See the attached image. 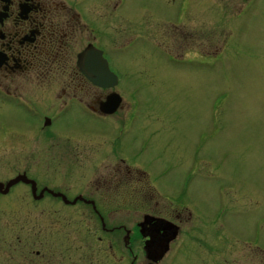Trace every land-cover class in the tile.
Returning <instances> with one entry per match:
<instances>
[{
    "label": "rangeland",
    "instance_id": "374dc122",
    "mask_svg": "<svg viewBox=\"0 0 264 264\" xmlns=\"http://www.w3.org/2000/svg\"><path fill=\"white\" fill-rule=\"evenodd\" d=\"M109 14L114 49L127 45L110 57L121 81L113 89L122 99L114 120L59 119L41 131L37 117L0 104V182L25 173L38 189L49 182L56 191L58 179L126 163L121 170L146 173L143 192L165 197L164 184L179 189L191 172L200 208L208 212L216 189L224 193L226 261L263 263L264 0H97L95 15ZM136 212L114 219L131 227ZM88 219L50 196L34 201L29 186L16 184L0 195V264L12 263V254L13 264H28L35 251L38 259L45 252H98L103 244L86 243ZM100 256L97 263L105 260ZM172 258L169 264L191 262L178 250Z\"/></svg>",
    "mask_w": 264,
    "mask_h": 264
},
{
    "label": "flooded vegetation",
    "instance_id": "af4514ba",
    "mask_svg": "<svg viewBox=\"0 0 264 264\" xmlns=\"http://www.w3.org/2000/svg\"><path fill=\"white\" fill-rule=\"evenodd\" d=\"M96 2L0 0V104L37 117L41 121L38 127L41 131L59 119L79 117L76 119L90 120L92 124L96 121L112 122V116L121 109L119 96L116 111L113 114L103 112L113 107V102L110 105L107 102L110 97L114 99L113 89L121 82L110 57L127 49V45L117 43L114 49L111 14L98 18L95 15ZM86 51L99 52L105 65L97 67L96 58L90 53L84 54ZM107 69L117 78L112 88L106 80L96 78V71ZM85 70L94 72L93 78L87 77ZM55 87L59 89L54 90L52 98L44 95L46 89ZM42 105L44 110L39 111L37 107ZM119 125L115 129L116 137L120 138L122 128L118 129ZM119 164L129 168L126 163H109L103 167L104 171L94 169L76 173V177H63L58 179L60 186L55 188L56 191L48 186L49 182L38 189L35 181L37 195L46 188L64 195L68 203L47 192L41 199L50 196L60 200L63 208L78 214L88 213L86 243L96 240L95 243L103 244V247L94 253L72 252L68 257L64 252L56 257L52 252H45L40 259V252L35 251L36 259L27 257L28 264H169L177 250L179 255H186L187 263L191 260L190 264H231L226 261L223 251L228 205L222 189H216V204L209 203L212 208L207 212L200 208V189H194L197 191L194 194L190 186L194 184L196 174L185 173L179 189L170 183L164 184L160 189L165 194L162 197L160 192L153 195L140 188L141 181L146 179L145 172L123 171ZM132 180L135 184L130 183ZM26 186L31 193L30 185ZM130 194L143 195V198L130 197ZM128 208L138 213L131 227L124 219L115 220V214L126 213L130 211ZM110 221L114 224L111 225ZM231 233L238 236L237 230ZM69 239L75 243L76 236ZM249 239L252 240V230ZM250 240L249 244H252ZM215 246L216 251H211L210 248ZM11 249L14 250L13 246ZM96 254H100L104 262L97 263ZM10 256L14 260L8 264L15 263L14 255Z\"/></svg>",
    "mask_w": 264,
    "mask_h": 264
},
{
    "label": "water",
    "instance_id": "95a60500",
    "mask_svg": "<svg viewBox=\"0 0 264 264\" xmlns=\"http://www.w3.org/2000/svg\"><path fill=\"white\" fill-rule=\"evenodd\" d=\"M86 53H90V56L92 57V58H96V63H97V67H101L102 65H105V61L103 60V58H102V56H101V54L99 53V52H97V54H94V52H89V51H86L84 54H86ZM99 70V69H98ZM84 74L87 76V77H89V78H93L92 76H94V72H92V71H84ZM91 74V75H90ZM96 75H97V80H106L107 82H109L110 83V87L112 88V87H114L115 86V84L117 83V78H116V76L113 74V73H111L108 69L107 70H103V71H96ZM99 82V81H98ZM113 96V100H112V98L110 97V100L107 102V104L108 105H110L111 104V102H113V107H111L110 109L109 108H106V109H104V113L105 114H111L112 112H114L115 111V108H116V106H117V104L119 103V101H120V97H119V95H117V94H113L112 95ZM18 183H23V184H25V185H30V188H31V195H32V198L34 199V200H39V199H41L42 198V196H43V193L44 192H47L48 194H50L51 196H53V197H59V198H61L64 202H66V203H68V201L66 200V198H65V196L64 195H62V194H60V193H54V192H52V191H50V190H48V189H46V188H44L43 190H41L40 192H39V194L37 195L36 194V183H35V181H33V180H31V179H29V178H27V176L25 175V174H18V175H16L15 177H13V178H11V179H9V180H7L5 183H2V182H0V194L1 195H6V194H8V192L10 191V189L13 187V186H15L16 184H18ZM264 264V263H263Z\"/></svg>",
    "mask_w": 264,
    "mask_h": 264
},
{
    "label": "bare ground",
    "instance_id": "6f19581e",
    "mask_svg": "<svg viewBox=\"0 0 264 264\" xmlns=\"http://www.w3.org/2000/svg\"><path fill=\"white\" fill-rule=\"evenodd\" d=\"M129 135V134H128ZM150 247V246H149Z\"/></svg>",
    "mask_w": 264,
    "mask_h": 264
}]
</instances>
